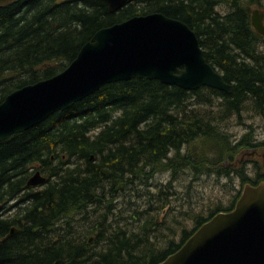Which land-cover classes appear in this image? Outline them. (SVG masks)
Listing matches in <instances>:
<instances>
[{
    "label": "trees",
    "instance_id": "obj_1",
    "mask_svg": "<svg viewBox=\"0 0 264 264\" xmlns=\"http://www.w3.org/2000/svg\"><path fill=\"white\" fill-rule=\"evenodd\" d=\"M240 1L126 0L115 12L102 0H14L0 6V102L12 90L62 70L97 29L150 12L183 21L204 59L232 85L226 94L145 77L110 82L0 141V264H156L214 213L230 209L234 202L205 216L191 215L192 228L169 229L166 240L156 232L161 221L155 214L139 218L133 213L129 227L131 221L119 223L122 217L111 213L115 191L143 184L154 163L163 161L172 170L188 167L195 174L204 170L203 164L177 158L193 140L207 141L210 150L204 151L211 153L193 154L196 163L230 162L237 147L253 144L249 137L218 141L224 137L217 127L240 118L241 111L264 122V36L252 29L248 5ZM255 140L264 145V135ZM189 147L192 151L194 145ZM33 168L53 180L30 193L24 181ZM217 169L230 178L228 170ZM232 170L246 178L241 168ZM21 195L28 204L2 216V205L15 199L18 204ZM97 209L90 228L71 229L61 221L69 212L84 213V218ZM159 209L157 203L154 213ZM11 226L18 232L9 235Z\"/></svg>",
    "mask_w": 264,
    "mask_h": 264
},
{
    "label": "water",
    "instance_id": "obj_2",
    "mask_svg": "<svg viewBox=\"0 0 264 264\" xmlns=\"http://www.w3.org/2000/svg\"><path fill=\"white\" fill-rule=\"evenodd\" d=\"M14 0H0V6ZM109 12L126 0H102ZM263 13L250 11L252 29L264 36ZM132 77L193 90L207 86L226 94L225 82L203 57L183 22L150 12L97 29L58 73L12 90L0 102V141L63 110L101 85ZM44 177L34 172L26 185ZM16 232L11 229L9 234ZM156 264H264V180L243 184L231 209L202 222L174 252Z\"/></svg>",
    "mask_w": 264,
    "mask_h": 264
},
{
    "label": "rangeland",
    "instance_id": "obj_3",
    "mask_svg": "<svg viewBox=\"0 0 264 264\" xmlns=\"http://www.w3.org/2000/svg\"><path fill=\"white\" fill-rule=\"evenodd\" d=\"M242 4L244 6L248 5L249 14L252 9L260 10L263 13L262 22L264 24V0H241L240 5ZM215 7H218V10L223 12L227 10L225 5H216ZM258 47L260 48V46ZM201 106L211 109L215 108L213 105L210 107L206 104H202ZM239 116L241 117H231L225 124L222 122L223 124L217 127L224 137V139L218 141H221L223 144L229 141L230 143L232 141L236 142L238 139L245 140L248 137L249 139H254L252 142L253 144L250 146L237 147L233 152V160L229 162L225 159H219L217 163L214 161L211 163L210 160L211 164L207 161L196 163V156L194 157V155L201 153L207 156L211 153L204 151L210 150L209 147L207 148V141L203 139L193 140L192 143L189 144V146L194 145L192 148L193 150L190 151L189 146H187V148L183 147L178 152L177 158L181 161L180 158L184 156L183 158H187L192 165L195 164L198 166V164H203L205 167L204 170L202 169L199 173L195 174V172H192V169L188 167H180L172 170L173 167L166 166L163 161L154 163L146 170L145 176L148 177V175H150V178L144 180L145 182H143V184L135 182L131 187L125 186L123 191L119 190V194L115 191L113 195H117L118 197L113 200L114 206L111 209L112 216L114 215L115 219L121 216L123 220L120 219L119 223L131 221L129 227H132L134 226L133 221L128 219L133 217V213L139 218H146V216L152 217V215L154 216L155 214L156 219L161 221L159 223V230L156 232L160 231L161 234H164L166 240L170 234L169 229L179 228L180 230L181 227L186 229L192 228L194 221L191 219V215L199 214L205 216L209 211L214 210L215 207L222 209L228 208L238 197L245 180H240V178H238L239 176L236 174L237 172L234 171L229 179L224 174H222V176L216 173L214 170L217 169L218 166L224 168L223 172L226 170L230 171L232 168H241V170L247 168L248 172L251 174L252 170L256 173V175H253L256 179H264V167H262L264 163L262 165V156H250L252 151L251 147L253 146H258L261 148L259 151H264L263 145L255 140L256 138H258L259 141L262 139L264 135V122L249 111H241ZM247 133H249V135L246 136L245 134ZM198 151L200 152L197 153ZM173 153L174 152H171L170 154L173 155ZM231 154L232 153L229 155ZM251 160H256L257 162H255V164L257 163V166L250 162ZM157 203L160 209L158 213H154L153 208ZM146 208L147 210H145ZM141 211H143V213L137 215L138 212ZM182 211L185 217L180 215ZM88 212V215L83 218L84 213L80 215V213L77 214L72 211L67 213L64 217L62 216L61 221H67L71 229H75L81 225L85 228H90V222L96 220L94 214L96 215L100 212V209H97L96 212L90 210H88ZM151 227L152 226H150V228ZM129 229L130 228H128V230ZM92 230L95 231V228H92ZM178 236V233L175 237L173 236L174 240H178ZM164 243V241L161 242L159 247H161V245L163 246Z\"/></svg>",
    "mask_w": 264,
    "mask_h": 264
},
{
    "label": "flooded vegetation",
    "instance_id": "obj_4",
    "mask_svg": "<svg viewBox=\"0 0 264 264\" xmlns=\"http://www.w3.org/2000/svg\"><path fill=\"white\" fill-rule=\"evenodd\" d=\"M259 143V142H258ZM262 147H264V145L262 146ZM251 149H252V151H251V153H250V156L251 157H255V156H262V165H263V163H264V151L262 152V151H259L261 148H259L258 146H253V147H251ZM264 149V148H263ZM250 162H252V163H254L255 164V162H257L256 160H251ZM257 164V163H256ZM255 164V165H256ZM257 166V165H256ZM259 166V165H258ZM262 167H264V166H262ZM216 173H221V172H219V169H215L214 170ZM34 172H38L40 175H42L43 177H44V179H43V181L42 182H40V183H38V184H36V185H26V181H27V179L34 173ZM229 172V174H231L232 172H233V170L231 169L230 171H228ZM242 172H243V174L245 175V177L247 178V180L245 181V183H248V184H254V182L256 183L259 179H256L255 177H253V175H256V173L252 170V174L250 173V172H248V169L246 168V169H243L242 170ZM248 172V173H247ZM262 173H263V171H262ZM28 176V178L24 181V185H25V190H28L30 193H34V192H40V190H42L43 188H45L47 185H48V183H49V181H51V180H53V177H47L46 175H44L43 174V171H41V170H38V169H30L29 170V172H28V174H27ZM220 175H222V174H220ZM250 176H252V177H250ZM230 178H231V176H230ZM239 178V177H238ZM246 178H243V179H240V180H245ZM35 189V190H34ZM20 194H22V193H20ZM21 196H23V195H21ZM24 198V199H23ZM23 198H20V201H19V203L17 204V201H18V199H15L14 201H12L11 203H7V205H5V204H3L2 205V208H1V215L2 216H9V215H11L12 213H15V212H20L19 210H20V207H22L23 205H26V204H28V202H27V200H25V196H23ZM26 199H27V197H26ZM235 201V200H234ZM234 205V204H233ZM233 205L230 207V209L233 207ZM64 217V216H63ZM12 227H14V226H11V228ZM11 228H10V230H11ZM18 229V228H17ZM9 230V231H10ZM19 230V229H18ZM18 232V231H17ZM17 232H14V233H17ZM8 234H9V232H8ZM13 234V233H12ZM9 235H11V234H9ZM89 238H91V237H89Z\"/></svg>",
    "mask_w": 264,
    "mask_h": 264
},
{
    "label": "bare ground",
    "instance_id": "obj_5",
    "mask_svg": "<svg viewBox=\"0 0 264 264\" xmlns=\"http://www.w3.org/2000/svg\"><path fill=\"white\" fill-rule=\"evenodd\" d=\"M259 11H260V10H259ZM171 18H172V17H171ZM175 19H176V18H175ZM177 20H179V19H177ZM179 21H181V20H179ZM181 22H183V21H181ZM183 23H184V22H183ZM184 24H185V23H184ZM185 25H186V24H185ZM187 27H188V26H187ZM188 28H189V27H188ZM189 29H190V28H189ZM9 93H10V92H9ZM28 177H29V176H28ZM28 177H27V178H28ZM12 228H13V229H16V232L18 231L17 228H14V227H12ZM12 228H11V229H12Z\"/></svg>",
    "mask_w": 264,
    "mask_h": 264
}]
</instances>
